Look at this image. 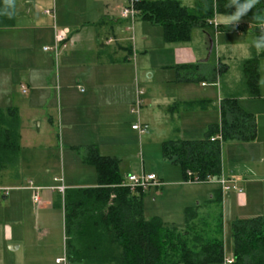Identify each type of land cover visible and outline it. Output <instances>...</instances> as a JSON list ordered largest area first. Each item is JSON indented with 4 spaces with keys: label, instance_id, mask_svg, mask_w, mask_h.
Listing matches in <instances>:
<instances>
[{
    "label": "crops",
    "instance_id": "1",
    "mask_svg": "<svg viewBox=\"0 0 264 264\" xmlns=\"http://www.w3.org/2000/svg\"><path fill=\"white\" fill-rule=\"evenodd\" d=\"M128 3L129 0H13L11 10L7 9L9 25L0 27V91H18L19 87L25 95L24 117L17 108L21 136L37 141L34 132L44 134L46 143H52L51 139L57 138L61 146V183L65 189L97 186L95 168L84 159L89 145L95 146L101 155L115 157L122 177L138 170L145 172L144 162H136V155L141 152L143 156L145 147L155 145L160 149L158 155L167 160L162 155L163 141L170 138L197 140L204 136L208 128L220 122L222 76L229 66L221 61V55H218L214 65L209 63L210 55L204 60L208 46L204 30L195 26L202 29L195 41L190 35L187 42H165L160 25L138 15L134 18L121 16L122 8ZM213 22L217 29L220 24L216 20ZM223 22L234 24L227 19ZM237 23L235 25L253 28L247 17ZM62 29L68 30L65 47L56 54L44 50V46L52 45L54 31ZM253 55L257 57L258 79V58L264 55L257 53L253 47L251 56L240 62L241 91L245 92L240 95L231 92L227 96L237 97L238 101L241 97L252 100L260 96L258 80V96L247 97L250 88L242 70V63ZM219 63L222 65L221 71ZM188 81H199L200 86L210 87L206 88L210 90L193 94L187 86ZM137 101L140 103L138 111L131 112ZM215 103L217 114L206 115L205 118V111L215 108ZM198 119L203 120L194 126ZM135 123L146 125V131L139 133L132 129L131 125ZM56 126L58 133L55 134ZM256 136L255 122L253 140L232 138L229 143L236 149L240 146L242 152L250 151L249 158L258 159L260 149L257 145L260 143H255ZM64 148L68 149L66 154ZM129 152L131 160L128 161ZM67 158L79 162L76 169L80 171L75 170V176L80 172V178L65 177ZM124 160L128 161L125 166L121 164ZM226 166L225 161H221V174L236 180L242 189L240 194L232 191L224 194L220 190V200L217 201L218 185L191 183L182 178L181 171L172 169L169 175L167 171L160 170L156 176L162 184L149 202L155 204L156 201H163L170 193L178 191L182 193L178 208L184 215L185 225V215L189 209L193 211L188 214V223L195 224L198 231L214 225L219 214L222 215L223 224L224 209L242 205L248 201L247 196L254 194L256 197L258 195L255 194L259 193L254 186H248L245 190V186L256 180L253 174L239 169L228 170ZM149 169L147 173L155 172L151 166ZM49 171L47 168L46 172ZM86 172L87 177L84 176ZM7 178L3 176L0 185L17 188L2 182ZM36 186H41L42 191L39 192V203L33 202L39 210L35 219L45 223L47 210L62 207L66 243L68 236L64 227L63 205L62 202H55L59 198L55 188L57 185ZM171 186H176V189H169ZM188 187L192 188L191 191L187 190L189 192L186 191ZM201 187L202 191L199 190ZM19 190H28V196H32V191L27 188ZM11 194L10 191L6 196H0V200L6 201ZM13 197H10V203ZM261 199L264 200V191ZM142 201L146 218L158 216L162 220L159 213L146 216L144 196ZM156 211L160 212L159 209ZM20 221L15 217L14 222ZM45 236L46 233L41 234L38 240L45 239ZM5 237L9 241L20 239V233L6 228ZM66 246L63 253L53 254L52 260L42 246H37L30 253L25 249L23 259L18 255L11 264H84L81 260L70 258ZM9 247L13 253L20 250V245L15 249L11 245ZM57 259L63 261L57 262Z\"/></svg>",
    "mask_w": 264,
    "mask_h": 264
},
{
    "label": "trees",
    "instance_id": "2",
    "mask_svg": "<svg viewBox=\"0 0 264 264\" xmlns=\"http://www.w3.org/2000/svg\"><path fill=\"white\" fill-rule=\"evenodd\" d=\"M245 0H238L243 4ZM6 0H0V27L9 25ZM136 15L161 26L165 42H187L191 30L202 29L215 14L236 13L233 0H195L185 6L180 0H135ZM6 9V10H5ZM264 0L249 10L245 17L253 24L256 38L264 30L256 26L263 20ZM235 24H220L218 31L239 29ZM264 55V51L260 52ZM257 57L242 63L249 85L247 97L258 96ZM219 71L222 65H218ZM220 122L197 140L170 138L162 143V155L177 164L182 178L221 175V142L227 139L242 141L255 138V117L245 112L237 97L225 96L220 103ZM16 107L0 108V179L6 171L16 178L19 164L20 132ZM218 132L221 140H211ZM85 161L93 165L97 186L65 189L59 192V203L64 210V227L68 236L67 250L70 258L84 264H211L224 260L222 215L205 230H196L188 223L189 209L185 215V229L166 225L158 216L146 218L143 214L144 189H130L119 184L123 180L118 170V160L101 155L93 145L86 147ZM4 172V173H3ZM7 174V173H6ZM4 197V196H3ZM215 200H220L218 187ZM61 205V204H60ZM232 264H264V215L247 219H234L230 226ZM73 242V243H72Z\"/></svg>",
    "mask_w": 264,
    "mask_h": 264
},
{
    "label": "rangeland",
    "instance_id": "3",
    "mask_svg": "<svg viewBox=\"0 0 264 264\" xmlns=\"http://www.w3.org/2000/svg\"><path fill=\"white\" fill-rule=\"evenodd\" d=\"M180 1L182 4L188 7L194 3L193 0ZM235 14L236 13L227 15V13H218L216 16L217 18H213L212 21L216 20L218 24H223V21L227 19L231 22L232 20L230 18ZM242 18L245 17L241 16L239 20H242ZM239 20L232 21V23L239 24L237 23ZM242 25H244V23ZM157 27L160 30V27ZM203 30L206 34V39L208 40L209 36L213 42L209 63L214 65L218 55H221V61L227 63L229 66L228 71L222 76L223 89L221 91V97H225L231 92L237 95L242 94L245 91H241L242 75L240 71V62L243 58L251 56V51L254 47L253 41L256 39L254 31L252 29L245 28L244 26L239 29L229 31H218L211 25L205 26ZM201 31L202 29L193 27L190 34L191 39L193 41L198 39V37L201 35ZM258 80L260 96L252 100L241 97L239 98L238 104L243 110L254 114L257 133L255 143H260L257 145L260 149L259 158H249L250 156L248 154L250 151L242 152L240 151V146L238 149H236L234 145L229 143L231 141L230 139L222 141L221 145V161H225L228 170L239 169L242 172H249L253 174L256 180L245 186V190L248 189V186H254V188L259 191V193L255 194L258 195L256 197H254V194H252V196H247L248 201H246V203L235 206V208L233 206V208L224 209V256L228 257L231 255L232 248V239L230 235L231 222L236 218H251L257 215H264V200L261 199L262 192L264 191V57L258 58ZM187 86L191 89L193 94H199L202 93V91L210 90L206 89L210 87L200 86L199 81H188ZM214 94L213 100H215ZM24 97L25 95L22 93L19 87L18 91H0V106L3 108H7V106L16 107L22 111V116L24 117ZM216 106L217 104L215 103V108H209V110L205 111L206 114L201 113V115L205 114V118L206 115H216ZM202 120L203 119H198L194 126L198 125ZM20 126L21 124H19V132L21 130ZM54 133H58L57 126L54 128ZM43 135L34 132V138L37 141H31V139L29 140L27 136H21L20 132V158L16 173L17 177L15 178L9 175L10 171H6L5 173L3 172V176L8 178L2 182L10 185L13 184V186L17 188L11 190L12 194L10 197L14 195L12 203H10V197L6 201L0 200V264H11L16 260L18 255L21 257V259H23V253L25 252V249H27L30 253V251L37 248V246H42L46 251V254H50V260H52L53 254L63 253L65 244L68 245V242H71L70 240H67L65 243L62 207L57 206L54 207L52 211L47 210L45 223H40L35 219L36 212L38 213L39 210L33 203L32 196H28L29 191L19 190L22 188L26 189L25 186H27L29 182H31V184L34 186H36V184L59 185L62 182L63 173L61 170L62 164L60 161L61 146L57 141V138L51 139L52 143H46V139L43 137ZM64 149L66 154L68 149ZM158 149L155 147V145H150L149 148H144L143 156L141 152L136 155V162H144L145 173L150 170V166L151 170L155 171V175L160 170L167 171L169 175L171 174L172 169L180 171L177 164H174L168 160H163L161 155H158L160 150ZM129 159L130 152L128 154V161ZM128 161L124 160L121 164L125 166L127 165ZM78 163L79 162L73 159H65L64 174L67 179L80 178L82 175L80 172H78L77 176H75V170H77L76 164ZM47 168H49V172H46ZM40 172H42L40 176H36V174ZM140 172L141 170H138L135 171L134 174H139ZM84 176L87 177V172L84 173ZM126 176L122 175L123 179H126ZM157 189H159V187L151 186L144 190V200L146 204L145 215L149 216L151 214L159 213L162 216V221L164 223L167 225H174L179 231L184 230V215L178 208V204H180V200L182 199V193L178 191L172 192L170 193L169 197L166 199L164 198L163 201H156L155 204H151L149 202L150 198L152 195H154V192ZM169 189H176V186H171ZM202 189L203 188L201 187L199 190L202 191ZM187 190L191 191L192 188L188 187L186 188V191ZM41 191L42 189L39 192ZM183 197L185 198V194ZM57 201H59V198H57L55 202ZM7 206H9V208ZM158 209L161 213L156 211ZM15 217H18L21 220L20 223L14 222ZM6 228H10L16 233L19 232L20 239H13L10 241L7 240L5 237ZM43 233H46L45 239L38 240V237H40L41 234L43 235ZM10 245L13 249L20 245V250L17 253H13L9 247ZM46 257L47 256H45V258Z\"/></svg>",
    "mask_w": 264,
    "mask_h": 264
},
{
    "label": "built area",
    "instance_id": "4",
    "mask_svg": "<svg viewBox=\"0 0 264 264\" xmlns=\"http://www.w3.org/2000/svg\"><path fill=\"white\" fill-rule=\"evenodd\" d=\"M134 1L135 0H129V3L127 6L123 7L121 10V16L122 17H129V18H134L136 16V11L134 9ZM46 12L50 13L49 10H46ZM263 20L261 23H259L256 27L258 29L264 30V12L262 13ZM212 25L214 28H216V24L211 21ZM68 35V30L67 29H62V30H55L54 31V36H53V43L50 46H44V50L51 51L53 53H58L60 48L65 47L66 39ZM140 103L137 101L134 105L133 108H131V112H137L139 109ZM131 128L134 130H137L139 133H144L147 129L146 125H139L138 123H135L131 125ZM214 139H219L221 140V134H217L214 137L211 138V140ZM188 178L185 181L191 182V183H214L218 185L222 193H228V192H236L237 194H240L242 192V189L238 186L237 182L235 179L232 177L225 176L221 174L218 178H212L210 176H207L203 179L198 178V176H191L190 172H187ZM161 181L157 178V176L154 173H145L141 171L139 174H129L126 176V179H123L121 183L119 184L120 186H126L129 187L130 189H135V188H142L146 189L148 187H159L161 186ZM25 188L29 189L32 191V201L35 204L39 203V191L41 190V187L34 186L31 184V182L28 183ZM56 190L63 195L65 186L61 183L57 186H55ZM13 187H7V186H1L0 185V196H6ZM63 259H57V262H61ZM233 258L232 257H225L223 260V264H232Z\"/></svg>",
    "mask_w": 264,
    "mask_h": 264
},
{
    "label": "clouds",
    "instance_id": "5",
    "mask_svg": "<svg viewBox=\"0 0 264 264\" xmlns=\"http://www.w3.org/2000/svg\"><path fill=\"white\" fill-rule=\"evenodd\" d=\"M6 2L11 5L13 4V0H6ZM257 0H245L243 4H239L238 0H233V4L237 5V12L230 19L232 21L239 20V18L246 14L255 4ZM253 46L255 47L257 53L264 51V34L259 35L254 41Z\"/></svg>",
    "mask_w": 264,
    "mask_h": 264
},
{
    "label": "water",
    "instance_id": "6",
    "mask_svg": "<svg viewBox=\"0 0 264 264\" xmlns=\"http://www.w3.org/2000/svg\"><path fill=\"white\" fill-rule=\"evenodd\" d=\"M212 45H213V42H212V39L211 37L208 36V46H207V55L206 57L204 58V60L206 61L210 55V52L212 50Z\"/></svg>",
    "mask_w": 264,
    "mask_h": 264
}]
</instances>
